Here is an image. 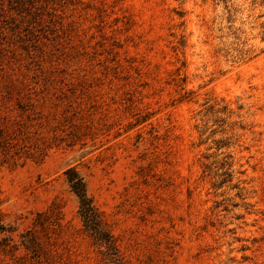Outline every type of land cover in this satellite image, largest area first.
<instances>
[{"label":"rangeland","instance_id":"rangeland-1","mask_svg":"<svg viewBox=\"0 0 264 264\" xmlns=\"http://www.w3.org/2000/svg\"><path fill=\"white\" fill-rule=\"evenodd\" d=\"M69 168L119 264H264V0H0V264H111Z\"/></svg>","mask_w":264,"mask_h":264},{"label":"trees","instance_id":"trees-1","mask_svg":"<svg viewBox=\"0 0 264 264\" xmlns=\"http://www.w3.org/2000/svg\"><path fill=\"white\" fill-rule=\"evenodd\" d=\"M229 174V173H228ZM67 179L69 181L72 191L78 198L79 202V214L84 222L86 230L90 232L91 236L96 242L104 248V254L109 258L111 264H119L121 262L119 250L115 244L112 234L106 228L101 213L93 201L92 196L89 194L86 182L83 176L74 169L69 168L66 170ZM16 229L11 225H4L0 222V232L10 233L6 235L0 245H10L13 239V232ZM22 237L27 235L21 234ZM22 244L30 248L34 245L32 238H24ZM12 247H17V244H13Z\"/></svg>","mask_w":264,"mask_h":264}]
</instances>
